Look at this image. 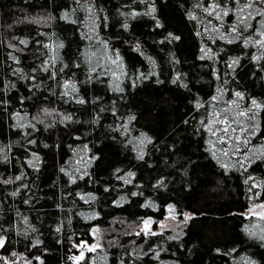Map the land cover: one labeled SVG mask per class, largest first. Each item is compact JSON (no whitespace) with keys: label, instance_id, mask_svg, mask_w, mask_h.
Segmentation results:
<instances>
[{"label":"rangeland","instance_id":"rangeland-1","mask_svg":"<svg viewBox=\"0 0 264 264\" xmlns=\"http://www.w3.org/2000/svg\"><path fill=\"white\" fill-rule=\"evenodd\" d=\"M36 1L0 0V89L5 91L0 93V209L4 193L22 190L26 195L18 206L9 205L5 214L0 215V239L4 241L10 237L8 240L12 243L0 252V264H44V254H49L50 247L44 237L49 233L54 234L57 249L62 248L57 264H176L170 256H162L161 250L166 245L182 244L184 227L197 211L178 204V196L160 199V192L150 187L166 189V178L155 176L146 184L143 177H134L136 171L132 166L115 168L111 173V180L106 183L113 180L114 186L122 190L105 201L106 195L101 194L87 177V174H92L93 167L102 161L100 144L103 137L91 142L78 140L74 129L69 130L67 137L60 136L62 144H55L52 149L59 163L57 173L52 174L57 180L59 199L53 201V210L46 209L47 214L43 212L44 208L38 209L37 204L42 201L39 197L42 193L38 190L40 184H44V170L38 162L48 150L38 139L40 125H44L40 120L43 111H36L38 104L32 107L34 100L41 99L47 104L48 110L44 113L54 116L62 126H73L79 119L70 111L71 103L77 104L83 96L88 103H98V113L105 112L96 120L100 133L105 131L104 134L116 140L121 148L139 161L144 159L149 149V154L156 156L159 150L155 143L157 137L143 130L140 118L136 120L135 113L124 111L117 116L112 109L116 100L127 92L128 86L133 87L135 80L139 83L146 71L157 70V56H152L149 50L141 52L128 45L136 40L128 33H124L123 41L118 39L116 42L112 34L119 29L129 32L132 21L141 18L152 28H163L157 10V3L163 0H59L56 5ZM171 1L184 5V20L190 24L195 42L194 57L208 66L210 75V81L204 79L203 82L201 79L208 90L192 93L188 101L193 108L188 115L193 138L199 142V152L210 168L223 174L241 195L237 207L229 210L238 217L235 228L240 240L234 246L214 251L226 259L220 260L219 264H259L260 252H264V239L256 231L258 224L264 225V127L261 116L264 109V46L256 41L264 40L260 35L264 31L261 27L264 16L259 14L264 12V2L239 0L236 5H231L233 0ZM27 2L33 5H24ZM246 4H252V7H246ZM224 11L229 15L224 16ZM103 13L109 17L103 18ZM241 18H247V30L238 24ZM60 23L72 25L73 33L78 37L74 55L67 54L66 37L59 30ZM233 25L237 27L235 32L232 31ZM110 27L113 29L110 30ZM36 36L45 43L43 53L48 60L40 56L29 57L22 49ZM157 36L159 47H163L160 41L166 38L178 39L177 34L166 27ZM120 43L127 44L126 50L135 51L139 56L137 64L127 61ZM231 44L235 45V49L230 47ZM165 53L170 61L175 62L170 63L166 75L169 85L184 88L181 78L185 71L176 54L167 50ZM240 56L254 63L259 88L256 87L253 92L234 83L232 79L235 76H229L232 68L240 63ZM70 63L71 67L80 66L81 69L72 71ZM65 68L68 71L62 70ZM96 82L103 87L100 95L85 99L86 89ZM19 83L27 94L23 97L14 91ZM236 93H241L242 97ZM253 100L261 107H254ZM212 107L220 118L227 114L229 120L240 111L249 112V116L255 113L254 120L250 121L247 117L239 119L245 126H255L256 134H241V141L247 138V144L238 143L234 138H224L223 142L220 136L212 139L202 128ZM233 127L237 125L233 124ZM113 128L118 131L117 136L111 130ZM73 140L78 142L75 144ZM225 152L228 154L225 155ZM155 166L163 168L161 163ZM40 171L43 175L37 180V187H31L29 182ZM130 198L137 200V205L126 215L136 222L134 233L143 244V257L132 256L115 262L101 253L102 237L97 222L111 213L109 205L120 208ZM145 221L150 222L148 229H145ZM163 229L174 235L162 239V245L152 233ZM249 248L257 250L251 252ZM81 254L82 258L74 259ZM144 257H148L147 260Z\"/></svg>","mask_w":264,"mask_h":264},{"label":"trees","instance_id":"trees-1","mask_svg":"<svg viewBox=\"0 0 264 264\" xmlns=\"http://www.w3.org/2000/svg\"><path fill=\"white\" fill-rule=\"evenodd\" d=\"M47 1L38 0L36 2L52 5L59 0ZM111 1L118 2L122 0ZM190 1L205 2V0ZM238 2L239 0H233L231 5H236ZM24 5L29 6L33 4L27 2ZM157 10L161 21H163V28H152L149 22L141 18L139 21H132L129 32H122L119 29V31H114V33L116 32L115 34H112V39L116 42L118 39L123 41V37L126 36L124 33H128L136 39L135 41L132 40L134 42L128 45L141 52L143 50H149L153 53L152 56L154 54L157 56L159 65L157 70L146 71L144 78L139 83L135 80L133 87L128 86L127 92L122 96L120 95V99L116 100L112 109L113 112L117 113V116L124 111L127 113H135L136 120L140 118L139 122L143 130H148L153 136L157 137V139L155 138V143L158 145L156 147L159 149L157 155L152 156L149 154V149L144 159L139 161L137 158L132 157L124 148H121L116 140H112L109 138L110 136L104 134L105 131L100 133L99 124L96 120L103 116L105 112L98 113V103L96 102L88 103L86 100L84 101V97L82 96L77 104L74 102L71 103L73 106L70 111L79 120L75 123L73 121L75 125L71 123L73 126L69 125L65 127L62 124H58L54 116H49V114L44 113V110H48L47 104L42 102L41 99H37L33 101L32 107L34 108L38 104L36 111L37 109L39 113L43 111L41 113L42 118L39 119L45 125H43L44 127L40 125L38 139L46 145L48 152L41 159L39 158L38 162L44 170V175L41 171L38 172L36 176L34 175L32 177L29 185L31 187H37V180L40 178V175H43L44 184H40L38 190L40 194L42 193L41 196L39 195V197H42V201L37 204V207L38 209L44 208L42 210L47 214L46 209L50 208L53 210V201L59 199L58 192L56 191L57 180L55 181L56 177L52 175L53 173H57L59 163H57L55 152L52 149L55 144H62V141H60L62 137L60 136L64 135L65 138L69 130L74 129L78 133L76 136L77 138L79 137L78 140L81 138L86 142H91V140H99V137H103L102 144H100V157L102 161L100 160V163L93 167L92 174L89 173V176L87 174V177L101 194L106 195L104 200L107 201L106 199L109 196L115 197L122 190L114 186L113 180L110 183H106L111 180L109 178L115 168L123 169L129 166L134 167L136 171L134 177L138 179L139 177H143L146 184H149L155 176H163L168 183L166 184L168 185L166 189L160 190L157 187L150 188L160 192V199H172L171 197L178 196L180 198L177 201L178 204L185 205L192 210L195 209L197 214L195 217L188 219L184 227L185 232L181 237L182 244H176L172 247L166 245L167 248L165 246L161 250L162 256L164 254L170 256L176 260V264L180 262L181 264H219L220 260L225 261L226 259L222 258L221 253H217L214 250H221L227 248L229 245L234 246L240 240L238 239V232L235 228L238 217L234 213H230L229 210L237 207L241 195L238 189L233 184H230L223 174L212 170L210 164L204 160L203 154L198 149L199 142L196 138H193L194 133L191 131V125H189L188 115L193 108L190 107L188 101L192 93H200L202 90L204 92L208 90L202 83L205 82L204 79L210 81V75L208 74V66L200 61L198 62L194 57L195 42L190 32V24L184 20V5H182V2L163 0V2L159 1L157 3ZM104 16L103 13L102 17L104 18ZM105 17L108 18L109 15ZM165 27L174 32V34L176 33L178 39L166 38L160 41L163 47H159V41L156 42L158 40L157 35L161 34ZM72 29V25L70 24H59V30L66 37L65 47H67V54L69 56L74 55L77 48L78 37L73 33L74 31ZM112 29L110 27V30ZM128 40L125 42L128 43ZM119 45L122 47L124 56L128 58L127 61L130 64H137L139 56L134 53L135 51L131 52L130 50H126L127 44L125 45L126 47L124 43H120ZM230 47L235 49L234 44H231ZM22 49H24L29 57L37 58L40 56L47 60L49 59L43 53L45 43L41 42V38L38 36L31 38L28 44ZM166 50L176 54L179 64H181V67L185 71L184 76L181 78V84L185 86L184 88L177 87L176 84L169 85L168 76L166 75L170 63L172 62L174 64L175 62L170 61L165 53ZM239 62L232 68L229 76H235L232 81L243 85V88L245 87L247 91H255L256 87L259 88V84L257 83L258 77L254 72V63L248 59H244V57L241 59V56ZM71 66L72 64L70 63V69L72 71H77L78 68L81 69L80 66ZM66 68L62 70H67ZM201 79H203V82ZM101 88L103 87L99 82L92 84L86 89V92L84 91L85 99L87 96H99ZM14 91L22 94L20 95L22 97L27 95L20 86V83ZM2 92L5 91L0 89V93ZM116 94L119 93L117 92ZM66 99L68 100V98ZM15 109L17 110V108ZM107 112L110 111L107 110ZM261 116L262 127H264V109L261 112ZM206 119L202 128L206 131L207 135L212 139H216L218 136L221 137L223 133L219 129H222L226 125L215 122L217 119H223L217 117L215 108H210ZM78 126L79 128L77 129ZM111 130L116 136L118 135V131L114 128ZM213 131L216 132L215 136L212 134ZM108 133L111 134V131L109 130ZM224 138L228 137L224 136ZM78 140H73L75 142H72L76 144ZM173 155L174 157H172ZM148 161L151 162L146 166L149 163ZM160 163L163 165V168L159 166ZM154 164H157L159 167L157 168ZM129 191H132V189H129ZM24 195L22 190L10 191L7 194L4 193L2 196L3 206L0 209V215L5 214L8 207H10L9 205H13L14 207L18 206L22 200L26 199V195ZM129 200L127 204L122 205L120 208L109 205L108 209L111 213L97 222L98 228L100 229L99 234L102 237L100 243L101 253L115 262H119L122 259L125 260V258L132 256L143 257V244L138 239V235L134 233L136 222L129 215H126L128 210L136 208L137 200L133 198ZM118 209L122 211H118ZM257 226V235L259 237L264 236V225L258 224ZM55 231L57 230L55 229ZM49 234L48 236L46 235L47 237H44L50 246L48 249L49 254H44L43 261L44 264H57L56 261L59 255L62 254V250H60L62 248L57 249V242L53 239L54 234ZM173 235L174 233L168 229H163L155 233L154 237L156 241L162 242V239L172 237ZM9 238H5L3 246L0 247V252L7 245L10 246L12 244L11 242L9 243ZM163 244L164 242H162ZM256 250V248L250 249L251 252ZM261 253L260 255L258 254V261L259 264H264V252ZM147 258L144 257L145 260ZM159 259L162 258L159 257ZM159 263L162 264L161 262Z\"/></svg>","mask_w":264,"mask_h":264},{"label":"snow or ice","instance_id":"snow-or-ice-1","mask_svg":"<svg viewBox=\"0 0 264 264\" xmlns=\"http://www.w3.org/2000/svg\"><path fill=\"white\" fill-rule=\"evenodd\" d=\"M256 2H264V0H256ZM245 6L250 8V7H252V4H246ZM206 11H207V9H206ZM209 14L211 15L212 13H209ZM259 14L264 16V12L259 13ZM223 15L227 16V15H229V12L224 11ZM217 18L219 19V13H217ZM246 21H247V18H241V19L238 20V24L240 26H242L244 30H247V28L249 26L246 23ZM261 27L264 28V22L261 23ZM232 31L233 32L237 31L236 25L232 26ZM260 35L262 37H264V31H261ZM21 43L23 44L25 42L21 41ZM256 43L261 45V46H264V40H257ZM234 63H235V61H234ZM45 70H47V69H45ZM236 95L238 97H242L241 93H236ZM252 105L254 107H256V108L261 107V105L257 104V102L255 100L252 101ZM249 111H251V110H249ZM216 115H217V117L220 116L219 113H217ZM240 117H247L251 121V120H254L255 113H253L251 116H249V112L240 111V112H238L236 114V117L233 118L232 120H229V118L227 117V114H225L223 119H217V121H215L216 123H219L221 125H226L222 129H219V131H221L223 133V135L220 137L221 142H223L224 136H227L229 140H232L234 138L235 141L238 142V143L239 142H243L244 144H247L248 143V139L247 138H245L243 141H241V134L245 135V136H250V135H255L256 134V127L255 126H245V125H243L241 123L240 119H239ZM233 124H236L237 127H233ZM209 130H211V129H209ZM230 133L231 134L239 133V134H236V135L233 136ZM212 134L215 136L216 132L213 131ZM224 154L227 155L228 153L225 152ZM144 223H145V229H148V226H149L150 222L149 221H145ZM152 234L155 235V233H152ZM261 239H264V237H261ZM3 243H4V241L2 239H0V247L3 246ZM82 256H83V254H81V257H76L74 259L79 260L80 258H82Z\"/></svg>","mask_w":264,"mask_h":264}]
</instances>
